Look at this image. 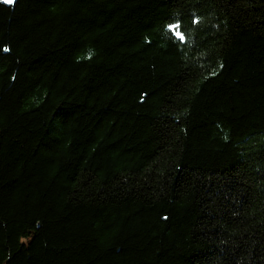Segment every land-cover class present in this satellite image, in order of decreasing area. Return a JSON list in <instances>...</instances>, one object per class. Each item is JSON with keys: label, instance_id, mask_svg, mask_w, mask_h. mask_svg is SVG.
Segmentation results:
<instances>
[{"label": "trees", "instance_id": "16d2710c", "mask_svg": "<svg viewBox=\"0 0 264 264\" xmlns=\"http://www.w3.org/2000/svg\"><path fill=\"white\" fill-rule=\"evenodd\" d=\"M0 264H264V0H0Z\"/></svg>", "mask_w": 264, "mask_h": 264}, {"label": "snow or ice", "instance_id": "6c2138e0", "mask_svg": "<svg viewBox=\"0 0 264 264\" xmlns=\"http://www.w3.org/2000/svg\"><path fill=\"white\" fill-rule=\"evenodd\" d=\"M5 3L11 4V3H13V0H5ZM170 27H172V28H176V27H178V26H170ZM177 35H178L181 39L183 38V36H182L181 33L177 32ZM5 51H7V49H5Z\"/></svg>", "mask_w": 264, "mask_h": 264}]
</instances>
